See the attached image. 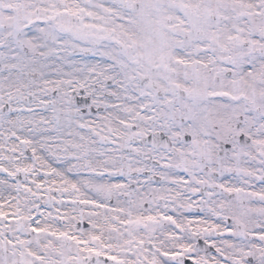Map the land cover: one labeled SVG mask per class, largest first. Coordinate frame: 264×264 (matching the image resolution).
<instances>
[{
    "label": "snow or ice",
    "instance_id": "snow-or-ice-1",
    "mask_svg": "<svg viewBox=\"0 0 264 264\" xmlns=\"http://www.w3.org/2000/svg\"><path fill=\"white\" fill-rule=\"evenodd\" d=\"M0 264H264V0H0Z\"/></svg>",
    "mask_w": 264,
    "mask_h": 264
}]
</instances>
